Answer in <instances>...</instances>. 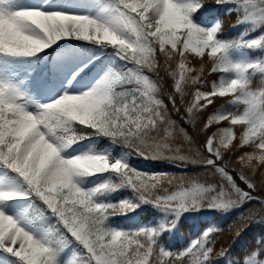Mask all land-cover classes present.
<instances>
[{"label": "snow or ice", "instance_id": "6c2138e0", "mask_svg": "<svg viewBox=\"0 0 264 264\" xmlns=\"http://www.w3.org/2000/svg\"><path fill=\"white\" fill-rule=\"evenodd\" d=\"M251 203L264 222V0H0V264H264V234L201 219Z\"/></svg>", "mask_w": 264, "mask_h": 264}, {"label": "trees", "instance_id": "16d2710c", "mask_svg": "<svg viewBox=\"0 0 264 264\" xmlns=\"http://www.w3.org/2000/svg\"><path fill=\"white\" fill-rule=\"evenodd\" d=\"M232 19L234 18H225L224 32L232 33V36L229 38H236L239 33H237L232 28ZM208 79L209 81H214L218 79V76L209 75ZM220 104L221 102L218 101L215 107L209 108L205 115H209L213 111L218 109L220 107ZM237 129H239V126H237ZM105 146H107V144ZM130 160L138 170L148 171L149 173L165 172L174 175H181L185 172L194 173L203 171V169H199L195 166H189L187 169L182 166L177 167L171 161L165 159L153 160L145 159L142 157H130ZM130 195V190H119L117 193L112 194L110 200L113 203H118L121 199L130 197ZM252 208L257 209L258 219L260 215H262V213L260 212V206L255 203H251L229 211L205 210L204 215L201 217V219L216 222V226L220 229L221 232V235L217 236L216 238L220 241L221 244H231L235 250L242 251L249 244H251V242L254 240V237H256L258 234H264V222H253L248 218L249 209ZM137 213H139V215H137ZM130 215L132 217H135L137 220L147 223L148 220L151 219L152 212H141L140 209H137L136 213H132ZM194 215L199 216L200 214L196 213ZM113 219L117 223L125 225L132 222L128 217H122L119 215L113 217ZM238 228H244V231L241 233L240 237H236L235 235L236 229ZM195 238V236H189L188 232L182 229L181 233L174 236L172 240L173 245H175L172 250L175 251L178 250L181 246H186L187 242Z\"/></svg>", "mask_w": 264, "mask_h": 264}, {"label": "rangeland", "instance_id": "374dc122", "mask_svg": "<svg viewBox=\"0 0 264 264\" xmlns=\"http://www.w3.org/2000/svg\"><path fill=\"white\" fill-rule=\"evenodd\" d=\"M120 150L122 151V149H120ZM113 151H114V154H115V151H116V150H115V149H113Z\"/></svg>", "mask_w": 264, "mask_h": 264}]
</instances>
